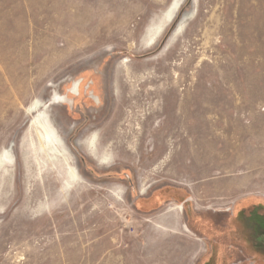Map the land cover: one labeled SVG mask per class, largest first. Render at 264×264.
<instances>
[{"label":"rangeland","instance_id":"rangeland-1","mask_svg":"<svg viewBox=\"0 0 264 264\" xmlns=\"http://www.w3.org/2000/svg\"><path fill=\"white\" fill-rule=\"evenodd\" d=\"M250 207L264 0H0V264H264Z\"/></svg>","mask_w":264,"mask_h":264},{"label":"bare ground","instance_id":"bare-ground-1","mask_svg":"<svg viewBox=\"0 0 264 264\" xmlns=\"http://www.w3.org/2000/svg\"><path fill=\"white\" fill-rule=\"evenodd\" d=\"M159 29H160V27H157V29L155 31H153L152 33L148 34V36L146 38V43L147 44H151L152 42H154ZM37 104L38 103L35 102L32 105V107H30V109L36 108L38 106ZM32 124L36 127V130H37V132L39 134L40 141H42L41 143H43V145L49 146L50 143L52 142L51 132L47 128L46 124H44V122L41 120L40 115L33 117V123ZM88 140H89V142H88L87 145H88V147H91L90 151H91L92 155L95 157L96 156L95 149H94L95 136L90 137V139H88ZM73 171L72 170L69 171V177L70 178H76V174Z\"/></svg>","mask_w":264,"mask_h":264},{"label":"flooded vegetation","instance_id":"flooded-vegetation-1","mask_svg":"<svg viewBox=\"0 0 264 264\" xmlns=\"http://www.w3.org/2000/svg\"><path fill=\"white\" fill-rule=\"evenodd\" d=\"M73 91L74 92H76L77 93V96H80V94H82V87H81V83L79 82V83H76L75 84V87H73ZM93 97H96L95 95H94V93H93ZM69 98H70V96L68 95V96H59L58 97V100L59 101H65V102H69ZM64 102V103H65ZM228 210V209H227ZM263 233H264V230H263V228H259V229H257L256 227H252V231L250 232V234H252V235H254L255 236V238L257 239V243H258V245H259V247L258 248H262V245H264V242H263V239L262 238H260V236L262 235L263 236ZM262 239V240H261Z\"/></svg>","mask_w":264,"mask_h":264},{"label":"crops","instance_id":"crops-1","mask_svg":"<svg viewBox=\"0 0 264 264\" xmlns=\"http://www.w3.org/2000/svg\"><path fill=\"white\" fill-rule=\"evenodd\" d=\"M262 213H263V210L260 211L258 209V207H250V211L248 212V215H246L248 220L246 221V227H245V228H247L248 232H250V229L252 227L254 228V223L252 222V219H254V218L257 219L258 217H260V218H262V220H264V215ZM260 223H261L260 228H264L263 227L264 222H260Z\"/></svg>","mask_w":264,"mask_h":264},{"label":"trees","instance_id":"trees-1","mask_svg":"<svg viewBox=\"0 0 264 264\" xmlns=\"http://www.w3.org/2000/svg\"><path fill=\"white\" fill-rule=\"evenodd\" d=\"M252 222L254 223V227H256L257 229H259L261 227V223L260 222H264V220H262V218L258 217L257 219H252ZM264 230V228H263ZM261 250H264V245H262Z\"/></svg>","mask_w":264,"mask_h":264}]
</instances>
